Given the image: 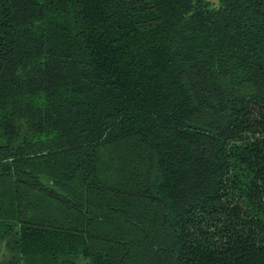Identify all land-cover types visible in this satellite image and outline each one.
Segmentation results:
<instances>
[{
	"label": "trees",
	"instance_id": "1",
	"mask_svg": "<svg viewBox=\"0 0 264 264\" xmlns=\"http://www.w3.org/2000/svg\"><path fill=\"white\" fill-rule=\"evenodd\" d=\"M19 114L71 152L70 198L10 148ZM105 145L130 176L103 180ZM87 197L113 230L120 198L155 206L174 264H264V0H0V264H115Z\"/></svg>",
	"mask_w": 264,
	"mask_h": 264
},
{
	"label": "rangeland",
	"instance_id": "2",
	"mask_svg": "<svg viewBox=\"0 0 264 264\" xmlns=\"http://www.w3.org/2000/svg\"><path fill=\"white\" fill-rule=\"evenodd\" d=\"M224 84L228 86L227 81H224ZM238 89L249 92L253 86L246 84ZM17 123L19 138L16 145L10 146V148H15L16 154L29 156L36 160L37 166L44 169L43 173L35 175L40 183L59 193L63 198H70L67 193L56 186V183L67 185L72 182L64 180L56 169L49 167L48 163L65 158L70 160L71 152L62 148L56 135L45 127H37L38 129L33 130L31 123L24 115L17 116ZM101 156L100 174L103 180L109 177L117 181L131 175L132 171L127 161V146L105 145ZM86 199L87 202L80 201L86 212V224H89V227L103 238L113 235L112 240L120 238L127 240L126 243L124 240L123 245L111 241H103L102 244H99L102 250L109 253L112 262L115 264H174L170 252L171 233L168 228L160 225L161 212L155 206L138 200L120 198L119 202L124 203L128 209V215L133 214L135 219L139 218V221L135 220L137 223L130 226L120 222L123 217L119 214L118 217H113V219L115 218V230H113L105 220L100 219L103 214L101 211L104 212V210L96 201L97 198L87 197ZM125 219L132 220V217H125ZM7 248L5 243L2 244L0 262H6L9 258ZM59 264H92V262L80 257L61 259Z\"/></svg>",
	"mask_w": 264,
	"mask_h": 264
}]
</instances>
